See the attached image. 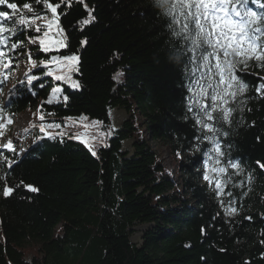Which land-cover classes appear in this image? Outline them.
<instances>
[{"label":"trees","instance_id":"1","mask_svg":"<svg viewBox=\"0 0 264 264\" xmlns=\"http://www.w3.org/2000/svg\"><path fill=\"white\" fill-rule=\"evenodd\" d=\"M12 2L22 6L27 0ZM172 5L178 0L163 7L160 0H63L56 23L69 48L42 50L37 39L49 31L50 12L36 21L40 32L34 26L12 37L22 45L10 53L11 64L0 67L2 131L29 109L44 116L47 134L22 133L34 140L22 156L13 148L0 152V187L20 185L9 197L0 191V264H264V93L256 90L264 68L234 58L233 74L249 86L229 101L230 121L215 127L222 133L223 160L243 171L228 170L232 196L218 198L203 179L211 145L196 139L201 132L195 110L188 111L199 97L198 85L207 83V75L200 78L206 70L193 60L185 21L178 11L173 19ZM33 7L44 11L42 4ZM248 8L264 14L252 0ZM62 54L79 57L72 73L77 88L45 75L43 64ZM22 60L28 65L24 78L2 101ZM119 72L121 81L113 79ZM32 75L39 78L29 84ZM56 87L61 92L48 104ZM208 92L204 103L211 104ZM112 109L127 115L114 131ZM85 116L110 133L103 145L85 146L67 127ZM49 123L60 128L49 129ZM141 126L177 160V177L163 167ZM124 141H132L131 154L122 151ZM221 199L233 200L235 213L229 215ZM136 226H145L139 245L131 241ZM30 247L36 255L27 261Z\"/></svg>","mask_w":264,"mask_h":264},{"label":"snow or ice","instance_id":"2","mask_svg":"<svg viewBox=\"0 0 264 264\" xmlns=\"http://www.w3.org/2000/svg\"><path fill=\"white\" fill-rule=\"evenodd\" d=\"M62 2L63 0H56V2H52V0H27L20 6L12 0H0V6L8 9H0V67L4 66L5 61L11 64L10 53L18 51L22 45V41L17 42L12 40V37L25 30H31L34 26V30L40 32L41 28L36 25V21L47 18L46 14L49 12L51 19L45 27L51 30L55 25L58 29L55 37L60 38L53 37L50 39V31H44V38L40 40L42 50L47 53L50 50L60 51L70 47L63 37V29L56 23L58 9L61 8ZM33 3L42 4L44 11H36ZM166 3L167 0H160L161 7ZM252 3L264 9V0H252ZM171 7L173 19H176V12L178 11L185 21L182 32L184 38L190 41L192 45L193 60L198 61L200 66L206 70L205 73H201L200 78L203 79L207 75V83L198 85L201 91L197 102L188 106V111L195 110V123L199 125L201 132V135L197 136L196 139L211 145L208 151L204 153L205 172L203 179L210 185H214L213 191L218 198L231 197L232 193L226 191L228 170L243 171V169L237 162H225L223 160L225 153L220 140L217 138L222 133L219 128L215 127V122L228 123L230 121L232 109L229 107V101L242 94L249 86L233 74L237 62L234 58L239 57L238 62L244 66H247L249 60H254L258 67L264 68V14L258 15L256 11L250 10L248 0H178V6L172 5ZM89 16H91L90 13ZM83 23L87 25L89 20L86 19ZM15 25L20 26L19 30ZM177 35H181V33H177ZM31 39L35 42L34 37ZM80 43L84 45L87 41L84 39ZM196 52L200 53L199 56L195 55ZM78 61L79 57L75 54L53 55L43 64L47 70L45 75L55 81H62L72 88H77L79 84L72 79L71 73L78 71ZM60 73H67V75ZM121 75L123 73L119 72L113 79L119 81ZM38 78L36 75H32L28 78V83L31 84ZM43 86V84L40 85V87ZM208 89H211V104L204 103L205 99L209 98ZM256 90L258 93H264V78L258 81ZM60 92V87L54 88L52 97L56 98L57 93ZM63 99L67 100L68 97L64 96ZM47 103L52 104L53 99H48ZM40 119L43 121L44 116L42 115ZM81 119H87V117H81ZM8 123L10 124L11 120ZM2 127L4 125H0V128ZM46 127L49 129L60 128V125L49 123ZM40 131L45 132V125L41 124ZM205 132L208 135H204ZM80 142L85 146L89 145V141L83 137L80 138ZM7 147L12 149V143L9 142ZM89 151H92L91 148ZM95 154L92 151V155ZM23 186L30 192L38 191L36 187ZM15 187H20V185ZM15 187L2 186L0 191L4 197H9L13 194ZM220 203L229 215L235 213L236 209L232 207L233 200L221 199Z\"/></svg>","mask_w":264,"mask_h":264},{"label":"rangeland","instance_id":"3","mask_svg":"<svg viewBox=\"0 0 264 264\" xmlns=\"http://www.w3.org/2000/svg\"><path fill=\"white\" fill-rule=\"evenodd\" d=\"M49 38L55 37V34L57 33L56 29H51ZM44 36L42 35L39 37L37 40L43 39ZM55 38H60V37H55ZM28 65L26 64L25 61H21L20 64L18 65V71L11 76L10 81L7 82L2 101L6 100V94H11V88L15 85V83H18L24 78L25 71L27 69ZM67 75V73H60ZM72 76V73H71ZM121 79V76L119 77V81ZM61 84L68 85L62 81H59ZM60 93H57V96ZM56 98L52 97L51 94V99L55 100ZM109 115V120L111 124V130H118L122 123L126 120L127 115L123 110L120 109H112L108 113ZM41 119L37 115V113L33 110H24L22 113H19L15 119L13 120V124L10 127V130L7 132H3L2 128H0V152L5 150L7 148V145L9 142L12 143L13 149L16 151V153L19 154V156H22L31 146L34 140L32 139L31 136H27L25 139L22 138V133H25L27 130L30 129H35L37 131H40V123ZM140 123V120H138ZM67 127L69 130L75 129L76 135L75 138L80 139L81 137L87 139L91 145H103L106 140L109 138L110 133L105 130L104 128H101V126L98 123H93L91 121H88L87 119H81L80 122L76 123L75 127H71V125L68 123ZM141 130L143 131V137L148 139V136L145 135V132L141 126ZM33 131V130H32ZM41 132V131H40ZM44 133V132H43ZM149 141L150 147L157 153L159 160L161 161L163 167L173 176L177 177V160L173 159L167 149L161 145H158L157 143L153 141ZM132 141H124L121 144V149L122 151H126L129 154L132 153ZM8 149V148H7ZM179 159V158H178ZM145 229V226H136L134 228L135 233L132 236V243L139 245L141 243V235L143 230ZM36 252L33 247L26 249V260L29 261L32 256H35Z\"/></svg>","mask_w":264,"mask_h":264}]
</instances>
